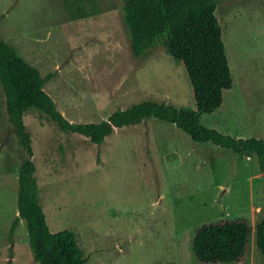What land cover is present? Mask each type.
I'll return each instance as SVG.
<instances>
[{"label":"rangeland","instance_id":"1","mask_svg":"<svg viewBox=\"0 0 264 264\" xmlns=\"http://www.w3.org/2000/svg\"><path fill=\"white\" fill-rule=\"evenodd\" d=\"M123 3L83 0L68 11L64 0H0V39L42 75L53 73L44 89L70 121H99L146 99L196 108L184 64L163 43L144 57L132 53ZM215 13L233 83L201 122L264 137V0H222ZM23 118L47 223L76 233L83 264H213L195 257V229L238 218L251 225L243 264H264L255 241L264 172L255 153L195 141L153 116L115 126L101 143L35 107ZM21 153L0 84V264H40L25 219L9 234Z\"/></svg>","mask_w":264,"mask_h":264},{"label":"trees","instance_id":"2","mask_svg":"<svg viewBox=\"0 0 264 264\" xmlns=\"http://www.w3.org/2000/svg\"><path fill=\"white\" fill-rule=\"evenodd\" d=\"M82 1L64 0V3L67 10L72 11L73 6L79 7ZM221 1L124 0L123 3L132 53L144 57L158 43H163L187 70L195 109L146 99L117 109L99 121H70L44 89L53 73L42 75L14 45L0 39V84L9 121L22 149L17 176L18 214L11 223L9 234L13 235L20 218L25 219L37 262L83 264L87 257L72 229L52 231L47 223L39 199L32 139L23 118L30 107L46 113L65 131L83 134L94 143H101L115 126L135 124L153 116L176 124L195 141L227 147L235 153H255L264 172V137H238L201 122V114L214 111L223 101V92L233 83L222 26L215 13ZM250 235L251 225L246 219L205 222L195 229L192 248L202 263L243 264L249 251ZM255 241L264 254V216L255 225Z\"/></svg>","mask_w":264,"mask_h":264}]
</instances>
